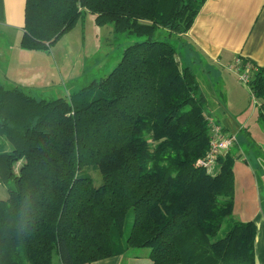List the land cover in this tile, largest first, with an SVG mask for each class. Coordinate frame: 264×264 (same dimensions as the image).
<instances>
[{
  "label": "trees",
  "instance_id": "16d2710c",
  "mask_svg": "<svg viewBox=\"0 0 264 264\" xmlns=\"http://www.w3.org/2000/svg\"><path fill=\"white\" fill-rule=\"evenodd\" d=\"M206 1L27 0L22 51L48 50L86 13L142 41L69 99L0 86V264L144 249L153 264H255L257 226L234 217L236 154L199 166L211 151L207 100L177 47L155 40L185 36ZM249 88L264 123V67Z\"/></svg>",
  "mask_w": 264,
  "mask_h": 264
},
{
  "label": "crops",
  "instance_id": "0c3cea01",
  "mask_svg": "<svg viewBox=\"0 0 264 264\" xmlns=\"http://www.w3.org/2000/svg\"><path fill=\"white\" fill-rule=\"evenodd\" d=\"M26 3L27 0H0V62L20 61L29 54L21 50ZM180 41L181 66L196 75L207 100L206 115L210 122L215 120L223 135L236 136L232 149H236L239 140L249 147V153H235L234 217L243 223L256 224L255 264H264V179L251 162L254 158L258 166L264 167V144L255 141L256 133H252L249 121L239 122L230 115V106L224 101V96L235 87L241 88L229 66L244 61L257 68L264 67V0H207ZM25 82L13 84L23 87ZM261 105L260 102L259 109ZM149 255L148 249L130 250L94 264H153Z\"/></svg>",
  "mask_w": 264,
  "mask_h": 264
},
{
  "label": "rangeland",
  "instance_id": "374dc122",
  "mask_svg": "<svg viewBox=\"0 0 264 264\" xmlns=\"http://www.w3.org/2000/svg\"><path fill=\"white\" fill-rule=\"evenodd\" d=\"M155 40L175 45L179 54L182 51L179 48L182 43L180 39L167 31L159 30ZM141 41L142 39L135 36L117 35L113 26L98 27L95 16L86 13L56 45L48 50L29 52L20 61L0 62V86L15 88L17 86L13 82L20 83L24 80L26 82L21 88L26 94L38 100L69 99L92 83L108 78L122 60L124 51ZM236 80L241 88L235 87L232 93L224 96V101L230 106V115L239 122L249 121L252 133H256L255 141L264 144V123L258 122L260 102L254 99L248 85L240 83L237 76ZM209 94L211 95L210 92ZM248 148L247 144L239 140L232 152L249 153ZM6 152H11L10 147H7ZM251 162L264 179V167L258 166L254 158H251ZM96 177L99 178L96 180V186H99L100 177L98 175ZM8 198L7 188L0 186V201ZM132 221L131 218L128 222L126 237L132 228ZM226 232L227 223L223 225L216 239L224 237ZM54 263L60 264L57 257L54 258Z\"/></svg>",
  "mask_w": 264,
  "mask_h": 264
},
{
  "label": "built area",
  "instance_id": "2783aa9c",
  "mask_svg": "<svg viewBox=\"0 0 264 264\" xmlns=\"http://www.w3.org/2000/svg\"><path fill=\"white\" fill-rule=\"evenodd\" d=\"M228 69L238 77L240 83L249 86L254 74L257 73L259 68L253 66L251 62L239 61L235 65L229 66ZM210 123L212 132L211 151L205 160L199 162V166L205 167L208 170H211L217 164L219 157L227 155L237 141L236 136L223 135L221 127L212 121Z\"/></svg>",
  "mask_w": 264,
  "mask_h": 264
}]
</instances>
